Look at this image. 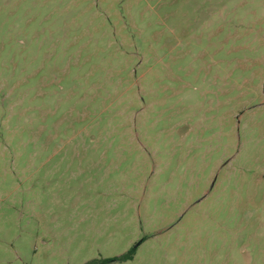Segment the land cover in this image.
Masks as SVG:
<instances>
[{
    "label": "rangeland",
    "instance_id": "rangeland-1",
    "mask_svg": "<svg viewBox=\"0 0 264 264\" xmlns=\"http://www.w3.org/2000/svg\"><path fill=\"white\" fill-rule=\"evenodd\" d=\"M88 262L264 264V0H0V264Z\"/></svg>",
    "mask_w": 264,
    "mask_h": 264
},
{
    "label": "trees",
    "instance_id": "trees-1",
    "mask_svg": "<svg viewBox=\"0 0 264 264\" xmlns=\"http://www.w3.org/2000/svg\"><path fill=\"white\" fill-rule=\"evenodd\" d=\"M132 254H133V252L132 251H129V252L124 253L121 256L116 257V258H118V259H127V258H130L132 256ZM110 260H112V259H110ZM87 264H91V262H88Z\"/></svg>",
    "mask_w": 264,
    "mask_h": 264
}]
</instances>
